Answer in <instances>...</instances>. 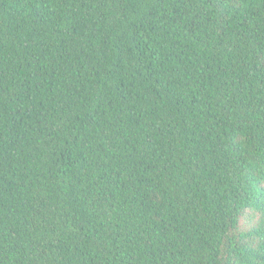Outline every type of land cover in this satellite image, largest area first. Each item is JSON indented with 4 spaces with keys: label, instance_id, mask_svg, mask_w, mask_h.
Instances as JSON below:
<instances>
[{
    "label": "trees",
    "instance_id": "16d2710c",
    "mask_svg": "<svg viewBox=\"0 0 264 264\" xmlns=\"http://www.w3.org/2000/svg\"><path fill=\"white\" fill-rule=\"evenodd\" d=\"M0 264H264V0H0Z\"/></svg>",
    "mask_w": 264,
    "mask_h": 264
}]
</instances>
